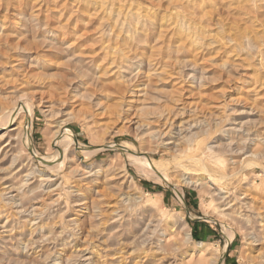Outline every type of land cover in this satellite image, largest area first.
Here are the masks:
<instances>
[{
    "label": "rangeland",
    "instance_id": "obj_1",
    "mask_svg": "<svg viewBox=\"0 0 264 264\" xmlns=\"http://www.w3.org/2000/svg\"><path fill=\"white\" fill-rule=\"evenodd\" d=\"M105 1L0 0V115L32 110L0 128V264H264V0H209L213 18ZM28 124L29 145L15 135ZM59 127L96 150L34 163L59 151ZM110 141L168 163L181 201ZM177 164L218 183L181 180Z\"/></svg>",
    "mask_w": 264,
    "mask_h": 264
},
{
    "label": "bare ground",
    "instance_id": "obj_2",
    "mask_svg": "<svg viewBox=\"0 0 264 264\" xmlns=\"http://www.w3.org/2000/svg\"><path fill=\"white\" fill-rule=\"evenodd\" d=\"M105 1V0H104ZM182 1V3H184V5H186V7H193V6H198V8L199 9H201L200 11H201V13H202V15L203 16H205V14L207 13H205L204 12V10H206V9H204V5H206V6H208V7H210V8H207V11L209 10L210 11V9H213V6H212V3H209L208 1L209 0H180V2ZM211 1V0H210ZM239 1V0H238ZM244 1V0H243ZM247 1V0H246ZM102 2V1H101ZM106 2V1H105ZM110 2V1H109ZM174 2V1H173ZM172 2V3H173ZM218 2V1H217ZM216 2V3H217ZM237 2V1H236ZM261 2H263V0L261 1ZM97 3V2H96ZM108 3V2H107ZM171 3V4H172ZM176 3H178L177 1L175 2V6H176ZM260 3V2H259ZM102 4V3H101ZM103 4H105L104 2H103ZM125 5V4H124ZM183 6V5H182ZM197 6H196V8H197ZM237 6H239V5H237ZM256 6V5H255ZM99 7V6H98ZM110 7V6H109ZM138 7V6H137ZM186 7H184V8H186ZM217 7V6H216ZM121 8V7H120ZM128 8V7H127ZM172 8V7H171ZM256 8V7H255ZM259 8V7H258ZM118 9V8H117ZM133 9V8H132ZM131 9V10H132ZM217 9V8H216ZM262 9V8H261ZM107 10V9H106ZM114 10V9H113ZM120 10V9H119ZM136 10V9H135ZM142 10V9H141ZM117 11V10H116ZM116 11H114L115 13H116ZM121 11V10H120ZM137 11V10H136ZM146 11V10H145ZM174 11V10H173ZM190 11V10H189ZM188 11V12H189ZM215 12H216V10H214ZM123 12H125L126 13V9H125V11H123ZM131 12V11H130ZM140 12V11H139ZM139 12H138V16L140 15L139 14ZM153 12V11H152ZM260 12V11H259ZM108 13V12H107ZM143 13V12H142ZM163 13V12H162ZM176 13V12H175ZM174 13V14H175ZM200 13V14H201ZM217 13V12H216ZM253 13V12H252ZM254 13H255V11H254ZM253 13V14H254ZM119 14H120V12H119ZM121 14H123L122 15V17L124 16V13H122L121 12ZM132 14H134V13H132ZM135 14H137L136 12H135ZM134 14V15H135ZM146 14V13H145ZM188 14H190V12L188 13ZM210 15H211V11H210V13H209ZM259 14V13H258ZM258 14H256V16H258ZM262 14V13H261ZM264 14V13H263ZM262 14V15H263ZM126 16H127V13L125 14ZM142 15V14H141ZM167 15V14H166ZM181 15V14H180ZM195 15V14H194ZM207 15V14H206ZM217 15V14H216ZM116 16H117V13H116ZM131 16V15H130ZM133 16V15H132ZM168 16V15H167ZM191 16H192V14H191ZM199 16V15H198ZM212 16H214L215 17V15H211V17ZM136 17V16H135ZM149 17V16H148ZM179 17V16H178ZM183 17V16H182ZM187 16H185V18H186ZM190 17V16H189ZM188 17V18H189ZM211 17L210 18H208L207 17V19H208V21H209V19H211ZM260 17V16H259ZM263 17V16H262ZM261 17V18H262ZM119 18V17H118ZM124 18H126V17H124ZM130 18V17H129ZM128 18V19H129ZM134 18V17H133ZM162 18H164V17H162ZM168 18V17H167ZM181 18V17H180ZM187 18V19H188ZM201 18V17H200ZM213 18V17H212ZM112 19V18H111ZM115 20H116V18H114ZM121 19V18H120ZM137 19V18H136ZM136 19H134V20H136ZM140 19V18H139ZM139 19H138V21H139ZM142 19H143V17H142ZM174 19H177V17L176 18H174ZM203 19H205V18H203ZM206 19V20H207ZM260 19V18H259ZM133 20V19H132ZM133 20V21H134ZM141 20V19H140ZM194 20V19H193ZM196 20V19H195ZM255 20V19H254ZM126 21H128L127 20V18H126ZM168 21V20H167ZM174 21V20H173ZM190 21V20H189ZM199 21V20H198ZM202 21V20H201ZM205 21V20H204ZM208 21H207V24H208ZM217 21V20H216ZM50 22V21H49ZM114 21H112V23H113ZM139 22H141V21H139ZM172 22V21H171ZM176 22V21H175ZM175 22H174V24H175ZM177 22H179V23H176L175 25V28H176V30L178 31V33L180 34V36L182 37V38H184L185 40V42H186V40L188 41V42H190V43H194V42H196L197 41V35H196V33L194 32V26L192 25V23H190V22H188L187 20H183V19H181V20H179L178 19V21ZM192 22V21H191ZM211 22V21H210ZM125 23V22H124ZM167 23V22H166ZM197 22H195V24H196ZM200 23V22H199ZM47 24V23H46ZM116 24V23H115ZM119 24H120V21H119ZM118 24V25H119ZM134 24H136V23H134ZM134 24H133V27H134ZM138 24V23H137ZM165 24V23H164ZM169 24V23H168ZM168 24H166V25H168ZM113 25V24H112ZM117 25V26H118ZM123 25V24H122ZM126 25V24H125ZM151 25H152V23H151ZM209 25V24H208ZM54 26V25H53ZM127 26V25H126ZM131 26V25H130ZM197 26V25H196ZM199 26V25H198ZM119 27V26H118ZM128 27V26H127ZM202 27V26H201ZM117 28V27H116ZM134 28H136V27H134ZM198 28V30L200 29L199 27H197ZM211 29V28H210ZM124 31V30H123ZM131 31V30H130ZM133 31V30H132ZM161 31H164V30H161ZM174 31V30H173ZM202 31V30H201ZM134 32V31H133ZM132 32V33H133ZM127 33V32H126ZM125 33V34H126ZM132 33H130V34H132ZM136 33V32H135ZM203 33V32H202ZM243 33V32H242ZM172 34H174V33H172ZM127 35V34H126ZM232 35V34H231ZM235 35V34H234ZM173 36V35H172ZM213 36V35H212ZM211 36V37H212ZM237 36V35H236ZM240 36V35H239ZM139 37V36H138ZM199 37V36H198ZM232 37V36H231ZM214 38V37H213ZM234 38V37H233ZM216 39V38H215ZM242 39V38H241ZM139 40H141L140 38H139ZM231 40V39H230ZM237 40V39H236ZM239 40V39H238ZM182 41H183V39H182ZM199 41V40H198ZM213 41V40H212ZM223 41V40H222ZM233 41V40H232ZM231 41V42H232ZM262 41H264V40H262ZM200 42V41H199ZM216 42V41H215ZM214 42V43H215ZM212 43V42H211ZM223 43V42H222ZM225 43V42H224ZM199 43L198 42H196V44H193V45H198ZM200 44H202V43H200ZM239 45V44H238ZM211 46H214L213 44L211 45ZM221 46H223V45H220V49L222 48ZM258 46V45H257ZM262 46V45H261ZM199 47H200V45H199ZM259 47V46H258ZM218 48V49H219ZM226 48V47H225ZM223 49V48H222ZM227 49V48H226ZM209 50V49H208ZM225 50V49H224ZM79 51V50H78ZM226 51V50H225ZM216 52H218L217 50H216ZM264 52V51H263ZM48 55V54H47ZM99 71V70H98ZM63 81H65L64 79H62ZM83 82V81H82ZM81 82V83H82ZM105 83V82H104ZM84 84V83H83ZM60 85H62V84H60ZM79 87V86H78ZM83 90H84V88H83ZM96 91V90H95ZM33 106V105H32ZM16 107L17 108H19L20 107V109L22 110H25L27 113H32V110H31V105L28 103V102H21V101H17V103H15V106L14 107H11V108H5L4 110H7L5 113H2V115H0V128H6V127H10L11 125H13L14 124V118H15V116H16ZM2 112H4V111H2ZM30 124V123H29ZM29 124L27 125V126H24V128H25V130L24 129H22L21 128V130H22V133L23 134H20V132L21 131H19V133L17 132V134H15V135H17V136H21L22 135V137H23V141H25L26 143L25 144H28L29 145V142H30V140H29V132H28V130H29ZM20 128V127H19ZM17 128L16 127H11L8 131H5L4 132V134L5 133H7V135L9 134V132H12V131H14V130H16ZM20 130V129H19ZM9 136V138L11 139V140H14V139H12L13 138V136H12V134H9L8 135ZM17 139V138H16ZM53 144L56 146V148L58 147L59 148V151L58 150H56V152H55V154L54 155H51V156H44L43 154H40V153H38L37 151H31V153L33 152V156H31V158H32V160L34 161V163H36V164H40V166L42 165V166H47V167H52V166H55L56 168H60V167H62L63 165H64V157H65V152H67L66 150H67V148L69 147V146H73V148H75V149H79V151L81 152V153H83V154H86V156H87V153L88 152H93V150L95 151L96 149H91L89 146H86L85 144H83V143H81V142H74V139H73V136H72V134H70L69 132H67V131H65L62 127H59V128H57V130L55 131V137H54V140H53ZM116 145H118V146H120V148H121V150H122V152H124L126 155H127V157L129 158V159H133V160H135L136 161V163L138 164V165H140L142 168H143V170H146L147 172H148V174L150 173V174H152L154 177H156L157 178V180L159 179H161L162 180V178H163V181H166V182H168V183H170V184H172V191H174V193H176L177 195H179V191L177 190V184L175 183V182H172V181H170V178H169V175L167 174V172H166V164H168V163H166L165 165L163 164V162H161V161H157L156 159H153V158H150V157H146V156H144V155H140V153H137V151H136V149H135V147L132 145V144H130L129 142H123V143H118V144H115L114 142H112V141H110L109 143H108V146L109 147H112V146H116ZM5 146H10V148H11V146H12V142H10V143H7ZM32 146V145H31ZM30 148V147H29ZM31 150V149H30ZM206 150V149H205ZM54 151V150H53ZM76 151V150H75ZM54 153V152H53ZM202 157V156H201ZM165 163V162H164ZM193 164L194 165H197L201 170L202 169H204L205 167H204V165H202L200 162H198L197 160H194L193 161ZM192 164V165H193ZM248 164V163H247ZM50 165V166H49ZM193 165V166H194ZM218 165V164H217ZM174 166V165H173ZM219 166V165H218ZM140 167V168H141ZM191 165H189V166H181V165H179V164H177V165H175L174 166V168L175 169H177V170H182L181 172H182V179L181 180H183V179H185V178H187V179H189V183H192V184H196L198 181H202V179L203 178H191L190 177V174L192 173V169H191ZM53 170V169H52ZM190 170V171H189ZM195 170V169H194ZM141 171H142V169H141ZM196 171H198V170H196ZM203 171V170H202ZM202 171L200 172V173H202ZM145 172V171H144ZM199 172V171H198ZM205 176H203L204 177V179H206V180H208L209 182H211L212 184H217L218 183V180L217 179H219V178H215V177H212L211 175H210V173L205 169ZM210 172H212V171H210ZM214 172H215V170H214ZM227 172V171H226ZM146 173V172H145ZM217 173V172H216ZM195 174H196V172H195ZM219 174H220V172H219ZM221 174H222V172H221ZM230 174H232L231 172H230ZM198 175V174H197ZM202 175H204V174H202ZM229 175V174H228ZM186 176V177H185ZM224 176V175H223ZM225 176H227L226 174H225ZM203 179V180H204ZM222 181V180H221ZM224 181V180H223ZM222 181V182H223ZM184 183H185V181H183ZM188 183V184H189ZM197 185H199V184H197ZM170 188V187H169ZM179 189V188H178ZM170 190V189H169ZM182 194V193H181ZM180 194V195H181ZM179 195V197L177 198V199H179L180 201H181V196ZM181 197V198H180ZM140 199V198H139ZM150 199V198H149ZM151 203V202H150ZM145 205V204H144ZM230 229V228H229ZM230 231V230H229ZM233 231V230H232ZM234 232V231H233ZM233 232L232 233H230V232H228L227 233V242H230V241H232L233 239H234V237H233ZM189 233V232H188ZM187 236H189V234H187ZM188 238H190V237H188ZM196 246H197V250L198 251H201L202 250V246H203V243L202 242H197L196 243ZM192 250V249H191ZM195 252V251H194ZM203 252V251H202ZM196 253V252H195ZM205 255V254H204ZM203 260V259H202ZM202 264H203V261H202Z\"/></svg>",
    "mask_w": 264,
    "mask_h": 264
},
{
    "label": "water",
    "instance_id": "obj_3",
    "mask_svg": "<svg viewBox=\"0 0 264 264\" xmlns=\"http://www.w3.org/2000/svg\"><path fill=\"white\" fill-rule=\"evenodd\" d=\"M74 140L76 141V138L74 137ZM118 147H120V146H118Z\"/></svg>",
    "mask_w": 264,
    "mask_h": 264
}]
</instances>
